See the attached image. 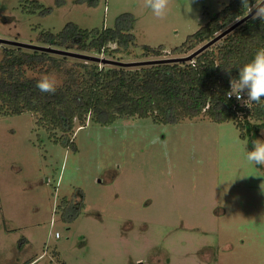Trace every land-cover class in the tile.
<instances>
[{"label":"rangeland","instance_id":"374dc122","mask_svg":"<svg viewBox=\"0 0 264 264\" xmlns=\"http://www.w3.org/2000/svg\"><path fill=\"white\" fill-rule=\"evenodd\" d=\"M229 1L170 0L158 19L143 0H0V38L48 45L43 31L68 22L114 27L129 13L135 39L126 49L83 53L178 57L172 49ZM144 45L163 54L147 55ZM38 70L27 74L54 76L57 85L66 79ZM36 120L30 111L0 113V264H264V165L247 162L251 135L243 138L234 120L135 116L104 125L88 118L84 126L76 121L69 147ZM63 197L82 202L77 216L68 218L71 206L62 217Z\"/></svg>","mask_w":264,"mask_h":264},{"label":"trees","instance_id":"16d2710c","mask_svg":"<svg viewBox=\"0 0 264 264\" xmlns=\"http://www.w3.org/2000/svg\"><path fill=\"white\" fill-rule=\"evenodd\" d=\"M87 1L95 4L98 0ZM247 14L241 0H230L172 52L188 55ZM133 19L124 13L116 26L92 29L68 22L56 33L43 31L42 39L58 48L109 55L134 41ZM110 43L117 46L111 48ZM260 48H264V22L251 17L188 61L122 66L8 45L0 60V113L32 112L49 138L67 147L74 145L76 121L84 126L90 118L108 125L120 117L135 116L152 117L157 123L198 116L218 122L234 120L243 138L250 132L253 145L255 134L264 126V100L241 120L226 93L230 78L238 77V68ZM143 50L147 55L163 54V49L147 45ZM37 67L41 73L52 69L65 73L55 94L36 88L41 76H29L27 69ZM82 205L72 206L70 198L63 197L56 207L64 217L72 206L75 212L68 217L72 218Z\"/></svg>","mask_w":264,"mask_h":264},{"label":"clouds","instance_id":"9594fccd","mask_svg":"<svg viewBox=\"0 0 264 264\" xmlns=\"http://www.w3.org/2000/svg\"><path fill=\"white\" fill-rule=\"evenodd\" d=\"M144 7L150 9L158 19H163L169 10L170 0H143ZM241 7L251 15L253 21L264 22V0H241ZM41 93L55 94L57 81L54 76L44 75L36 83ZM235 96L247 107L251 103L261 104L264 100V48H260L254 57L238 68V77L230 78V90L227 98ZM246 97V99H245ZM246 160L253 165H264V140L253 141L251 150L246 151Z\"/></svg>","mask_w":264,"mask_h":264},{"label":"water","instance_id":"95a60500","mask_svg":"<svg viewBox=\"0 0 264 264\" xmlns=\"http://www.w3.org/2000/svg\"><path fill=\"white\" fill-rule=\"evenodd\" d=\"M250 17L251 15L247 14L246 16L239 19L234 24H232L231 26H229L228 28H226L225 30L217 34L213 39L209 40L208 42L204 43L199 48L191 52L190 54L185 55V56L169 57V58H157V59L140 60V61H121L117 59H111L105 56H97V55H92V54L83 53L79 51L58 48L52 45H37V44H32V43L20 42L16 40L4 39V38H0V44H7V45L18 46V47H24L28 49L47 51V52H51L55 54L68 55L71 57L86 59L90 61H97V62H100L101 64H115V65H122V66L149 65V64H155V63L174 62V61H188V60H191L197 54H199L201 51H203L204 49L208 48L210 45L218 41L220 38H222L224 35L232 31L235 27H237L238 25H240L241 23H243L245 20H247Z\"/></svg>","mask_w":264,"mask_h":264},{"label":"built area","instance_id":"2783aa9c","mask_svg":"<svg viewBox=\"0 0 264 264\" xmlns=\"http://www.w3.org/2000/svg\"><path fill=\"white\" fill-rule=\"evenodd\" d=\"M233 101V109L235 110L237 118L244 120L245 115L247 114L248 111H252L253 108L256 106V103H251L249 107L244 105L241 101H238L235 96L229 98ZM246 99V97H245ZM53 224V220H52ZM52 234V231H51ZM60 233L58 231H55V237H59Z\"/></svg>","mask_w":264,"mask_h":264}]
</instances>
